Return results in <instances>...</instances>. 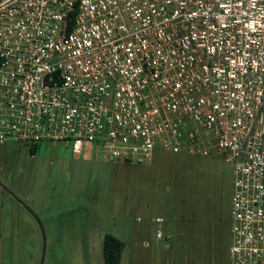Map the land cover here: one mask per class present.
<instances>
[{"label":"built area","instance_id":"2783aa9c","mask_svg":"<svg viewBox=\"0 0 264 264\" xmlns=\"http://www.w3.org/2000/svg\"><path fill=\"white\" fill-rule=\"evenodd\" d=\"M7 143L220 157L230 264H264V0H1Z\"/></svg>","mask_w":264,"mask_h":264},{"label":"rangeland","instance_id":"374dc122","mask_svg":"<svg viewBox=\"0 0 264 264\" xmlns=\"http://www.w3.org/2000/svg\"><path fill=\"white\" fill-rule=\"evenodd\" d=\"M233 181L220 157L130 165L103 148L0 145V264H104L107 234L121 264H230Z\"/></svg>","mask_w":264,"mask_h":264},{"label":"trees","instance_id":"16d2710c","mask_svg":"<svg viewBox=\"0 0 264 264\" xmlns=\"http://www.w3.org/2000/svg\"><path fill=\"white\" fill-rule=\"evenodd\" d=\"M39 146L31 147V153L35 154ZM124 250L125 243L123 241L113 235L107 234L103 245L104 264H121Z\"/></svg>","mask_w":264,"mask_h":264},{"label":"water","instance_id":"95a60500","mask_svg":"<svg viewBox=\"0 0 264 264\" xmlns=\"http://www.w3.org/2000/svg\"><path fill=\"white\" fill-rule=\"evenodd\" d=\"M0 2H1V0H0Z\"/></svg>","mask_w":264,"mask_h":264}]
</instances>
